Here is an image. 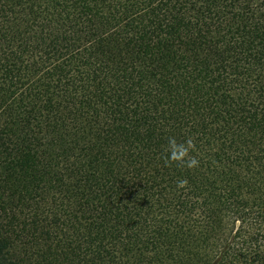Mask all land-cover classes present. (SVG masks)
I'll list each match as a JSON object with an SVG mask.
<instances>
[{
    "label": "trees",
    "instance_id": "obj_1",
    "mask_svg": "<svg viewBox=\"0 0 264 264\" xmlns=\"http://www.w3.org/2000/svg\"><path fill=\"white\" fill-rule=\"evenodd\" d=\"M0 264H264V0H0Z\"/></svg>",
    "mask_w": 264,
    "mask_h": 264
},
{
    "label": "clouds",
    "instance_id": "obj_2",
    "mask_svg": "<svg viewBox=\"0 0 264 264\" xmlns=\"http://www.w3.org/2000/svg\"><path fill=\"white\" fill-rule=\"evenodd\" d=\"M193 147L191 140L185 141L184 143H177L174 137L168 139V144L165 149L166 159L168 161L177 163H186L189 168L195 167L198 161L195 158L189 159L185 162L184 158L188 155L189 150ZM187 181H179V185L183 186Z\"/></svg>",
    "mask_w": 264,
    "mask_h": 264
}]
</instances>
